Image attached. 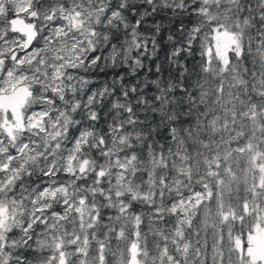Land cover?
<instances>
[{
  "label": "snow or ice",
  "instance_id": "obj_1",
  "mask_svg": "<svg viewBox=\"0 0 264 264\" xmlns=\"http://www.w3.org/2000/svg\"><path fill=\"white\" fill-rule=\"evenodd\" d=\"M0 264H264V0H0Z\"/></svg>",
  "mask_w": 264,
  "mask_h": 264
},
{
  "label": "trees",
  "instance_id": "obj_2",
  "mask_svg": "<svg viewBox=\"0 0 264 264\" xmlns=\"http://www.w3.org/2000/svg\"><path fill=\"white\" fill-rule=\"evenodd\" d=\"M161 56H163V53L161 52Z\"/></svg>",
  "mask_w": 264,
  "mask_h": 264
}]
</instances>
